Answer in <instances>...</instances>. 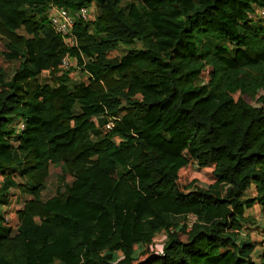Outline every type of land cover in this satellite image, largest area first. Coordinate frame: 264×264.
<instances>
[{
  "label": "trees",
  "instance_id": "trees-1",
  "mask_svg": "<svg viewBox=\"0 0 264 264\" xmlns=\"http://www.w3.org/2000/svg\"><path fill=\"white\" fill-rule=\"evenodd\" d=\"M122 2L0 0L4 57L19 58L7 83L0 67V174L11 184L23 152L28 196L0 219V264H257L238 235L249 209L264 213V25L249 18L264 0ZM93 4L97 17L75 18L77 48L42 35L52 6ZM67 57L84 72L73 88ZM45 71L57 85L39 83ZM31 218L57 231L31 238Z\"/></svg>",
  "mask_w": 264,
  "mask_h": 264
},
{
  "label": "rangeland",
  "instance_id": "rangeland-1",
  "mask_svg": "<svg viewBox=\"0 0 264 264\" xmlns=\"http://www.w3.org/2000/svg\"><path fill=\"white\" fill-rule=\"evenodd\" d=\"M141 0H123L122 6L128 10V8L132 4H138ZM94 13L97 14L99 12V8L96 4L93 5ZM255 25L260 26V22L256 19H252ZM262 27V26H261ZM264 28V27H262ZM21 34L27 35V33L23 30L20 31ZM55 32H53V28L49 26L46 27V29L42 32V35L45 37H52ZM28 36V35H27ZM98 40H102V38H98ZM212 44L211 47L215 48V46L219 43L217 40L214 39L211 40ZM7 52L4 45L0 41V67L3 69V76L5 79V83L9 81L10 76L18 69L19 67V58L18 59H7L4 57V54ZM20 56V55H19ZM22 56V55H21ZM113 64L119 63V59L115 58L111 61ZM141 68L146 69L147 66L144 63H140ZM84 75V72L81 70V67L77 66V64L70 69V71L67 73V77L69 79V87L73 88L77 83H79L80 79ZM57 77H53L49 72H44L39 77V83L41 85H51L55 86L57 85L56 82ZM77 112H80V108L76 109ZM17 147V144H15ZM24 157V153L20 150L15 151V158L17 162V166L14 170H8L7 176L11 175L13 176L14 180L11 184L7 183L6 177H3L0 174V186L6 187L7 184L9 185V194L7 195V198L4 200V202L0 203V219L7 218L9 216V213L11 212V209L13 208L14 204L16 202L24 201L28 198V196H25L20 193V191L17 188V184L21 182V179L19 177V172L22 166V159ZM61 168L55 165L51 166V174L50 178L46 184V188L42 193L41 199L42 201H47L50 198L54 197L56 195L57 187H58V174L60 173ZM119 171L121 173L125 172L123 168H119ZM248 196H250V192L248 193ZM253 209V210H252ZM257 211V212H255ZM251 215L248 217V224L243 232H241L238 236V239L240 240V244L244 243V241H251L256 243L255 248V254L251 256V259L255 261L257 264H264V256L261 254L264 252V239L262 236H259L261 232L258 230L260 229L257 226V222H259L261 219H264V213L262 212L259 205H257L256 208H251L248 210ZM28 228L25 227V232L27 236L31 238H41L44 235H51L57 231V226L55 222H53L50 225L43 224L38 218H31L26 224ZM29 228H32V230H27ZM249 228L252 229H258V230H249ZM253 239H256L254 241ZM165 236L158 235L155 239V246L157 247L158 251H161L165 242ZM257 251H261L260 255H257ZM115 258L119 259L121 255L119 253H115Z\"/></svg>",
  "mask_w": 264,
  "mask_h": 264
},
{
  "label": "built area",
  "instance_id": "built-area-1",
  "mask_svg": "<svg viewBox=\"0 0 264 264\" xmlns=\"http://www.w3.org/2000/svg\"><path fill=\"white\" fill-rule=\"evenodd\" d=\"M91 8H82L78 13H73L72 11L59 6H52L49 11L50 24L55 33L61 36L65 46L67 48H77L78 42L77 37L74 32L75 28V18L83 19L89 21L92 18L90 15ZM250 19H256L264 25V7L254 6L253 11L249 14ZM77 64L76 59L64 58L59 65L61 73L70 70ZM47 72V71H45ZM116 120H119L116 118ZM113 123L106 126L107 129H112ZM24 129V125L21 126ZM197 217L195 215H189L184 222L189 228H191L196 222Z\"/></svg>",
  "mask_w": 264,
  "mask_h": 264
},
{
  "label": "crops",
  "instance_id": "crops-1",
  "mask_svg": "<svg viewBox=\"0 0 264 264\" xmlns=\"http://www.w3.org/2000/svg\"><path fill=\"white\" fill-rule=\"evenodd\" d=\"M93 5L91 6V9H90V15L92 16V18H95V17H97V15L99 13H97V14L94 13ZM254 196H256V191H255V188L252 187V189L250 191V197H254ZM256 207H257V205L254 206V208H256ZM255 212H257V211H255ZM250 215H251V213H249L247 211V217H249ZM257 226L260 228L258 231L261 232L259 236H262V238L264 239V219H261L259 222H257ZM253 240L256 241V239H253Z\"/></svg>",
  "mask_w": 264,
  "mask_h": 264
}]
</instances>
